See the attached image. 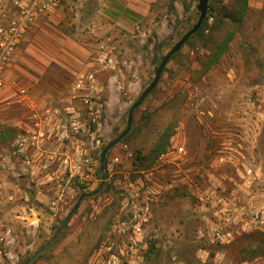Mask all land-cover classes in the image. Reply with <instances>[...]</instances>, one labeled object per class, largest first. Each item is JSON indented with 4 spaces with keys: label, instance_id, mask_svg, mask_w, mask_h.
<instances>
[{
    "label": "rangeland",
    "instance_id": "374dc122",
    "mask_svg": "<svg viewBox=\"0 0 264 264\" xmlns=\"http://www.w3.org/2000/svg\"><path fill=\"white\" fill-rule=\"evenodd\" d=\"M27 1L38 10L41 0ZM53 1L62 15L45 30L27 34L21 53L29 63H23L18 80L39 107L60 110L52 122L66 127L53 125L54 141L47 145L51 159L2 160L12 154L17 124L28 121L20 106L5 98L0 236L10 233L0 242V264H28L79 196L98 188L29 264H92L102 246L128 250L131 224L146 207L145 244L138 245L134 264H199L192 257L201 246L196 240L200 217L195 222L191 214L197 200L193 187L222 183L238 205L264 212V0H248L241 21L236 19L240 0L208 1L201 26L135 107L130 130L107 150L102 170L101 152L125 130L131 105L162 58L198 20L199 0ZM16 10L15 0H0V18ZM227 39L225 52L210 64ZM29 44L35 51L25 49ZM87 72L97 78L98 97L90 105L74 91L77 76ZM158 144L165 148L156 155ZM173 145L185 153L177 159L162 156ZM60 152L66 162L55 159ZM220 156L227 161L219 162ZM243 166L253 168L252 181L239 178ZM203 246L225 252L233 263L250 260L264 255V225L230 244L209 240Z\"/></svg>",
    "mask_w": 264,
    "mask_h": 264
},
{
    "label": "built area",
    "instance_id": "2783aa9c",
    "mask_svg": "<svg viewBox=\"0 0 264 264\" xmlns=\"http://www.w3.org/2000/svg\"><path fill=\"white\" fill-rule=\"evenodd\" d=\"M15 3L17 10L13 12L12 16L0 18V126L3 125L2 116L5 111V98L10 100V102L6 103L20 106L21 110L27 115L28 121L24 123V126L17 124L18 128H15V130L18 134L14 136L11 144L12 154H4L2 160L8 159L17 163L21 162V164H30L39 159L40 156L44 157L46 155L47 157L48 155V159L52 158L50 153L53 151L47 145L53 144L52 131L54 126L66 127V125L57 124V121L53 123L52 118H59L61 111L58 109H52L51 111L50 108L39 107L34 101V94L22 85L18 77L14 75L15 71H17L22 45L26 41L27 34L32 30L36 13H40L43 8L38 6V10H34V6L29 4L19 5L17 2ZM108 63H112L111 58L108 59ZM74 91L81 92L78 95L81 101L90 105L93 102L92 98L96 99L98 97L96 96L97 78L95 74L93 72L79 74L76 78ZM76 96V94L73 95L74 98ZM45 99L48 101L50 98L45 97ZM95 104L97 105L98 103L96 102ZM95 111L98 112V109ZM18 123L20 122L18 121ZM33 144H35V151L29 153L28 149ZM172 147V150L162 154V156H170V159H177L185 153L181 145H173ZM64 154V152H60L58 157ZM60 160L62 162L67 161L66 158L62 157ZM117 160V157L112 159V161ZM218 161L226 162L227 160L225 156H220ZM107 169L109 170L110 168L107 167ZM238 171L240 179L252 181L254 170L251 166H243ZM201 183L202 187L198 185L193 187V192L196 194L199 204L208 213L207 221L209 225H204L196 231L198 239L207 237L211 243L230 244L237 235L250 233L264 225V212L248 211L244 206L238 205L232 196V192L223 186L222 183L218 185L211 184L210 181L209 184L204 183V181ZM146 214L149 215L147 207L145 214L140 219L132 222V231L128 238L130 243L128 250L117 249L113 245L102 246L94 253L92 264H134L138 245L141 243L145 244L142 224L148 221ZM9 233V230L2 233L0 242H6ZM4 256L9 259L13 257L9 251H4ZM2 258L3 252L0 249V259Z\"/></svg>",
    "mask_w": 264,
    "mask_h": 264
},
{
    "label": "crops",
    "instance_id": "0c3cea01",
    "mask_svg": "<svg viewBox=\"0 0 264 264\" xmlns=\"http://www.w3.org/2000/svg\"><path fill=\"white\" fill-rule=\"evenodd\" d=\"M15 2H17L19 5L29 4L27 0H15ZM34 3L36 4L37 2L35 1ZM55 5H56V2L53 0H41L40 6H42L43 8H42V11H40V13L39 12H38V14L36 13L35 22L33 24L31 31H37L38 28L45 30L47 28L46 25L51 26L50 22L53 21V19H55L56 16L60 17L62 15V13H61L62 11L60 10L61 8L56 9ZM128 7H131L130 3H129ZM40 15L43 16L42 17L43 19L40 18ZM25 49H27L30 53L32 51H35L34 46H32L31 44L26 46ZM23 63H29V62H28V60L26 61L25 58L22 57V53H20V57L18 60L17 72L15 71V73H14V75L16 77H18V79H21L20 72L22 71L21 68L23 66ZM28 83H29V81H28ZM191 195L196 197V194H194L193 190L191 191ZM256 205H259V202ZM191 211H192L191 214L193 216V221L196 222V219L200 217V223H198V227H197L198 229L203 227L204 225H209V222L207 221L208 213H206L204 208L199 204L198 199L196 200V203L193 204ZM196 240H197V242L200 243L201 246L203 244L209 243V239L207 237L198 239L197 235H196ZM201 246H197L194 253H192V257L199 264H264V255L259 254V253H256V255L252 256V258L250 260H244V261H241L239 263H233L230 260V257L227 256V254L225 252H223V251H210L205 246H203V247H201ZM173 264H180V262H174Z\"/></svg>",
    "mask_w": 264,
    "mask_h": 264
},
{
    "label": "water",
    "instance_id": "95a60500",
    "mask_svg": "<svg viewBox=\"0 0 264 264\" xmlns=\"http://www.w3.org/2000/svg\"><path fill=\"white\" fill-rule=\"evenodd\" d=\"M208 1L209 0H199V10H200V15L198 17V20L196 23L176 42V44L171 48V50L162 58L159 66L155 70L154 78L152 79L151 83L144 89L142 94L139 96V98L131 105L129 111H128V117H127V126L125 130L122 132V134L114 139L111 143H109L103 151L101 152L100 156V170L103 169V162H104V157L108 149H110L114 144H116L131 128V123H132V115L133 111L136 106H138L141 101L147 96V94L156 86L159 76L168 62V60L174 55L179 49L182 47V45L191 37L201 26L203 20L205 19L206 13H207V8H208ZM103 180H104V175H102V182L101 186L103 185ZM99 191V188L90 192V193H83L79 196L77 202L74 204V206L71 208V210L68 212L64 222L61 224V226L56 230V232L53 234V236L50 238V240L47 242L45 246L31 259L29 260L28 264L31 263L35 258L38 257L43 251H45L49 245L52 243V241L55 239V237L59 234V232L65 227V225L68 223V221L71 218V215L73 214L74 210H76L82 201L84 197H90L94 194H96Z\"/></svg>",
    "mask_w": 264,
    "mask_h": 264
},
{
    "label": "trees",
    "instance_id": "16d2710c",
    "mask_svg": "<svg viewBox=\"0 0 264 264\" xmlns=\"http://www.w3.org/2000/svg\"><path fill=\"white\" fill-rule=\"evenodd\" d=\"M247 9H248V0H240V8H239V11L237 12L236 19L241 21ZM228 42H229V39L225 40L222 44L218 46V48L216 49V52L211 56L210 64L217 62L219 56L223 54L225 50L227 49ZM164 148H165L164 144H158L155 148L157 151L156 155L160 154L164 150Z\"/></svg>",
    "mask_w": 264,
    "mask_h": 264
},
{
    "label": "flooded vegetation",
    "instance_id": "af4514ba",
    "mask_svg": "<svg viewBox=\"0 0 264 264\" xmlns=\"http://www.w3.org/2000/svg\"><path fill=\"white\" fill-rule=\"evenodd\" d=\"M45 94H47V93H44V95H45ZM16 132H17V131H16ZM17 134H18V133H16L15 136H16ZM28 150H29V153L35 151V144H33V146L30 147ZM48 158H49L48 155H47V157H46V155L44 156V159H46V161L48 160ZM56 159L59 160V159H61V157H58V158H56Z\"/></svg>",
    "mask_w": 264,
    "mask_h": 264
}]
</instances>
